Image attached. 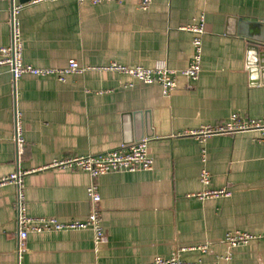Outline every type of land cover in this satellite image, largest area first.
Wrapping results in <instances>:
<instances>
[{
  "label": "crops",
  "instance_id": "obj_1",
  "mask_svg": "<svg viewBox=\"0 0 264 264\" xmlns=\"http://www.w3.org/2000/svg\"><path fill=\"white\" fill-rule=\"evenodd\" d=\"M201 17L199 77L177 74L169 96L157 84L103 69L162 59L171 69L186 67L192 33L184 27ZM18 18L25 64L64 68L74 59L83 68L63 81L23 74L15 83L0 68V179L23 173L27 215L70 221L90 212L89 175L48 167L53 160L111 150L140 133L150 135L153 168L95 178L104 243L95 245L90 229L29 233L20 257L17 187L0 184V264H151L174 252L196 264H264L263 240L233 248L222 241L228 231L264 233V142L253 141L255 132L203 143L184 134L234 113L264 120V58L254 83L247 50L249 43L264 50V0H151L144 10L139 0H46L24 6ZM9 19L10 3L0 0V46L10 42ZM203 168L211 174L206 188L198 179ZM222 188L230 195H194ZM201 244L206 253L189 249Z\"/></svg>",
  "mask_w": 264,
  "mask_h": 264
},
{
  "label": "built area",
  "instance_id": "obj_2",
  "mask_svg": "<svg viewBox=\"0 0 264 264\" xmlns=\"http://www.w3.org/2000/svg\"><path fill=\"white\" fill-rule=\"evenodd\" d=\"M10 3V42L7 45L0 46V68L6 66L12 81L15 83L23 74H32L35 76L55 75L63 81L65 76L70 73L81 72L76 60L70 59L64 68H41L35 67L23 62V37L18 18L20 10L27 5L35 4L46 0H28L24 3H17L15 0H7ZM78 2H89L98 4L110 1L123 0H77ZM140 8L146 9L151 0H139ZM264 22V20H263ZM192 33L191 46L192 54L186 67L175 70L169 68L167 61L157 60L153 66H125L111 63L104 66L105 70H112L126 74L131 78L138 80L143 84H157L161 88L163 96H169L176 88V75L180 74L189 80L196 81L201 71L202 59V37L205 33V22L201 17L198 21L184 27ZM239 132H255L253 141L257 143L264 142V120L261 118L241 117L238 114H231L226 120L217 124L202 125L197 129L189 130L184 134L195 137L200 143H203L208 137L219 134H236ZM148 138H143L128 144H121L117 148L100 152L97 154L71 155L62 159L53 160L48 164L50 168L57 169H80L89 175L90 182L86 186V195L90 202V212L84 220L60 221L55 217H30L26 213L25 195L22 185V172H13L0 179V184L11 183L17 187L15 200L16 223L18 229V241L16 252L20 257L25 251V239L29 233L56 232L69 229H90L94 235L95 245L106 241L105 232L101 224V213L98 207L100 194L95 178L104 174L114 172H134L148 171L153 168V158L148 151ZM16 143L19 154L23 150L24 139L20 133L18 120L16 119ZM202 160L205 159V150H201ZM199 182L206 188L210 184L211 174L202 169L198 176ZM199 198L207 197H227L230 191L222 189H205L202 192L194 194ZM259 239L264 241L263 234H250L241 231H228L224 233L222 241L229 248L247 243L250 240ZM189 249L206 253L209 249L208 244L193 246ZM184 250V249H182ZM226 259L230 258L227 254ZM151 264H196L194 262L182 261L177 252L169 257L157 255L153 258Z\"/></svg>",
  "mask_w": 264,
  "mask_h": 264
},
{
  "label": "water",
  "instance_id": "obj_3",
  "mask_svg": "<svg viewBox=\"0 0 264 264\" xmlns=\"http://www.w3.org/2000/svg\"><path fill=\"white\" fill-rule=\"evenodd\" d=\"M28 0H19V2L24 3ZM248 65H249V72L252 76V81L254 83H258V76L262 73V66L263 62L262 59L264 58V50L261 49L260 45L255 43H249L248 47ZM149 134H140L137 136L135 141H139L143 139L144 137H149Z\"/></svg>",
  "mask_w": 264,
  "mask_h": 264
}]
</instances>
